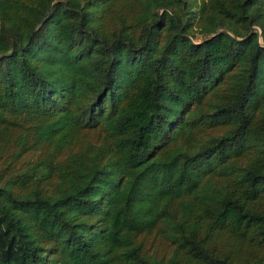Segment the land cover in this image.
<instances>
[{"label": "trees", "instance_id": "trees-1", "mask_svg": "<svg viewBox=\"0 0 264 264\" xmlns=\"http://www.w3.org/2000/svg\"><path fill=\"white\" fill-rule=\"evenodd\" d=\"M0 264H264V0H0Z\"/></svg>", "mask_w": 264, "mask_h": 264}, {"label": "rangeland", "instance_id": "rangeland-1", "mask_svg": "<svg viewBox=\"0 0 264 264\" xmlns=\"http://www.w3.org/2000/svg\"><path fill=\"white\" fill-rule=\"evenodd\" d=\"M200 40H201V37L198 36V37L196 38V41H200Z\"/></svg>", "mask_w": 264, "mask_h": 264}]
</instances>
